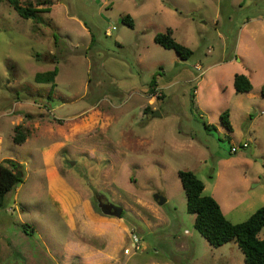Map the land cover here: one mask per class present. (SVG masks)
<instances>
[{"label":"rangeland","instance_id":"374dc122","mask_svg":"<svg viewBox=\"0 0 264 264\" xmlns=\"http://www.w3.org/2000/svg\"><path fill=\"white\" fill-rule=\"evenodd\" d=\"M50 1L35 19L0 2V164L22 174L0 209V264H106L109 220L126 232L127 264H244L235 241L213 247L195 229L178 172L233 223L264 206V0ZM167 28L190 59L154 42ZM55 68L54 84L35 81Z\"/></svg>","mask_w":264,"mask_h":264},{"label":"trees","instance_id":"16d2710c","mask_svg":"<svg viewBox=\"0 0 264 264\" xmlns=\"http://www.w3.org/2000/svg\"><path fill=\"white\" fill-rule=\"evenodd\" d=\"M6 1L25 19H35L40 11H50L48 7L40 8L43 4H50V0L42 2L37 0V6L32 2L24 4L21 0ZM122 22L130 28H134L130 15L124 16ZM154 42L164 49L175 51L181 60L187 61L193 55L190 48L175 40L171 28H167L165 32L157 33L154 36ZM57 74L58 70L55 68L53 71L37 74L35 81L41 84H54ZM155 87H157V82L154 75L150 83L152 93H154ZM234 89L237 94H247L252 91L253 85L246 75L235 74ZM262 93L264 95V87ZM220 120L221 124L232 132L228 111L221 114ZM205 127L208 130L211 129L206 124ZM15 133L14 143L16 145L23 144L27 138L23 127L17 126ZM6 163L0 164V209L6 195L22 182V179L17 177L20 164L14 160H7ZM178 176L186 194L187 210L195 216L194 227L201 236L213 247H221L235 241L244 254V264H264V238L261 239L258 236L264 228V206L259 207L246 221L233 223L226 218L220 204L213 197L204 195L205 184L194 172L180 170Z\"/></svg>","mask_w":264,"mask_h":264},{"label":"crops","instance_id":"0c3cea01","mask_svg":"<svg viewBox=\"0 0 264 264\" xmlns=\"http://www.w3.org/2000/svg\"><path fill=\"white\" fill-rule=\"evenodd\" d=\"M109 29L107 30L106 34H108ZM110 33V32H109ZM199 66V65H198ZM200 67V66H199ZM203 76V73L199 75ZM235 76V74H234ZM233 76V78H234ZM234 85V82H233ZM248 139L243 138V143ZM107 229L103 230L101 233L104 241L106 242V251L109 252L107 256V260L105 261L106 264H127V259L123 260L122 254L130 255L131 251L128 247H124V244L127 240L126 232L124 229L120 228L118 221H107L106 223ZM133 234H129V239L132 238ZM135 236V235H133ZM138 237V236H137ZM139 238V237H138ZM144 264H164L154 260H150L145 262Z\"/></svg>","mask_w":264,"mask_h":264},{"label":"water","instance_id":"95a60500","mask_svg":"<svg viewBox=\"0 0 264 264\" xmlns=\"http://www.w3.org/2000/svg\"><path fill=\"white\" fill-rule=\"evenodd\" d=\"M148 115L151 117L160 116V114L158 112H149ZM17 177L21 178L22 174L20 172H18ZM155 199L158 201V203L160 205H162L165 202V200L162 199L161 197H155ZM104 213L106 215L113 216V217H121V215L123 213V208L115 206L114 204H108V205H106V207L104 209Z\"/></svg>","mask_w":264,"mask_h":264},{"label":"built area","instance_id":"2783aa9c","mask_svg":"<svg viewBox=\"0 0 264 264\" xmlns=\"http://www.w3.org/2000/svg\"><path fill=\"white\" fill-rule=\"evenodd\" d=\"M108 34H109V31H108ZM196 69L197 70H200V67L199 66H196ZM249 148V142H247V141H245L243 144H242V149H244V150H247ZM231 152H233V153H236L237 152V149L236 148H232L231 149ZM135 239V244H133V246H134V248L136 249V250H139L140 249V246L138 245V238L137 237H135L134 238Z\"/></svg>","mask_w":264,"mask_h":264},{"label":"flooded vegetation","instance_id":"af4514ba","mask_svg":"<svg viewBox=\"0 0 264 264\" xmlns=\"http://www.w3.org/2000/svg\"><path fill=\"white\" fill-rule=\"evenodd\" d=\"M98 201H99L98 204H99V206L101 207L102 210L105 209L106 205L111 204V203H104L101 200H98Z\"/></svg>","mask_w":264,"mask_h":264}]
</instances>
